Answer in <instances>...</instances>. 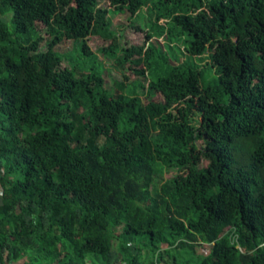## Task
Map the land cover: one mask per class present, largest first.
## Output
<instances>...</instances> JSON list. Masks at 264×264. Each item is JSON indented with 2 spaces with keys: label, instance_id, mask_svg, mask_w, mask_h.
<instances>
[{
  "label": "trees",
  "instance_id": "16d2710c",
  "mask_svg": "<svg viewBox=\"0 0 264 264\" xmlns=\"http://www.w3.org/2000/svg\"><path fill=\"white\" fill-rule=\"evenodd\" d=\"M0 264H264V0H0Z\"/></svg>",
  "mask_w": 264,
  "mask_h": 264
},
{
  "label": "rangeland",
  "instance_id": "374dc122",
  "mask_svg": "<svg viewBox=\"0 0 264 264\" xmlns=\"http://www.w3.org/2000/svg\"><path fill=\"white\" fill-rule=\"evenodd\" d=\"M149 11H143L142 14L135 18H131L129 14H114L112 15V20L114 23V29L117 28L120 33L124 32V35H121V42L125 46H131V45H143L146 40V33L143 30H138L136 27H142L145 29H148L151 20L153 19L151 15L149 14ZM113 14V13H112ZM162 24H165V22L162 20ZM10 28L13 29V24L9 22ZM135 26V27H134ZM42 34H45L44 32ZM182 39L178 40L180 42ZM162 43H164L162 39ZM81 43H75L73 41H64L61 45H59L56 50L67 57L65 58V64L67 66L71 65V62L74 63V65H80L82 69L87 70L91 67V65L96 68L99 67L100 63H102L105 68L107 69L105 71V76L107 80L108 87H114L115 86V80L116 79H122V70L119 69L117 66L114 65V61L103 55L102 53L98 52L99 45L91 44L92 50L95 52H98V57L96 60H94V57L91 58H82V51H81ZM42 50H47V46L43 44L41 47ZM183 49V48H182ZM184 50V49H183ZM177 52L180 53V48H177ZM185 56H182V59ZM71 60V62H70ZM96 61V62H95ZM90 64V65H89ZM203 64V63H202ZM174 173V171H170V173L167 172L166 176L169 177ZM141 238V237H139ZM136 242H133L132 250H136L137 246L135 244ZM141 248L145 247L144 245H140ZM146 248V247H145ZM204 251L205 253L208 252V248L204 247L202 249L199 248V251ZM143 255L146 256L148 253L147 248L142 250ZM142 255V256H143Z\"/></svg>",
  "mask_w": 264,
  "mask_h": 264
},
{
  "label": "built area",
  "instance_id": "2783aa9c",
  "mask_svg": "<svg viewBox=\"0 0 264 264\" xmlns=\"http://www.w3.org/2000/svg\"><path fill=\"white\" fill-rule=\"evenodd\" d=\"M237 248H239V249H240V247H239V246H237Z\"/></svg>",
  "mask_w": 264,
  "mask_h": 264
}]
</instances>
